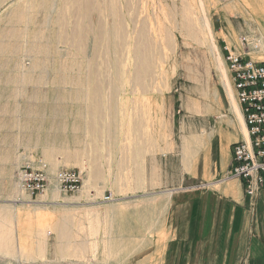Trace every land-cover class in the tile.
Wrapping results in <instances>:
<instances>
[{
	"label": "rangeland",
	"instance_id": "rangeland-1",
	"mask_svg": "<svg viewBox=\"0 0 264 264\" xmlns=\"http://www.w3.org/2000/svg\"><path fill=\"white\" fill-rule=\"evenodd\" d=\"M246 30L264 39V0H0V264H264V188L252 203L217 167L244 131L224 41Z\"/></svg>",
	"mask_w": 264,
	"mask_h": 264
},
{
	"label": "built area",
	"instance_id": "built-area-1",
	"mask_svg": "<svg viewBox=\"0 0 264 264\" xmlns=\"http://www.w3.org/2000/svg\"><path fill=\"white\" fill-rule=\"evenodd\" d=\"M239 36L238 43L224 41L223 49L247 136L233 144L229 173L242 182L253 203L264 188V59L253 53L262 51L264 40L250 30ZM18 178L20 186L32 194L44 191L49 183L47 172L31 167L19 170ZM56 179L66 192H77L82 183L81 173L72 169L58 171Z\"/></svg>",
	"mask_w": 264,
	"mask_h": 264
},
{
	"label": "bare ground",
	"instance_id": "bare-ground-1",
	"mask_svg": "<svg viewBox=\"0 0 264 264\" xmlns=\"http://www.w3.org/2000/svg\"><path fill=\"white\" fill-rule=\"evenodd\" d=\"M205 9H206L205 8V5H203L202 6V11H203L202 14H203V16H200L199 15V18H198V16L195 17L194 24L197 25V28L199 29L200 33H204L206 31H208L211 34L212 33V25H211V22H210V20H209V18L207 16V10H205ZM197 33H199V32H197ZM196 36H198V35H196ZM199 36H200V34H199ZM210 37H212V34L210 35ZM212 39H214V36L212 37ZM227 69H228V67H227ZM225 77H226L225 78V80H226V86H227L228 93L230 94L233 111L236 113L238 119H240V121L242 123V128L244 129V134H245V137H246L247 136V131H246V126H245L243 114L241 112L239 103L235 101V97H234V95H235L234 92L235 91L233 89V87H234L233 80L232 79L230 80L231 77L229 78L228 75H227V73L225 74ZM48 197L49 198H55L56 196H55L54 191H51L49 193V196ZM7 221H9V213L5 209H0V252L12 253V252H15V248L13 246L14 245V235H13L14 233H13V228L12 227L11 228H7L5 226L6 223H7ZM18 239L20 241L22 240L21 232H20V234L18 233Z\"/></svg>",
	"mask_w": 264,
	"mask_h": 264
},
{
	"label": "crops",
	"instance_id": "crops-1",
	"mask_svg": "<svg viewBox=\"0 0 264 264\" xmlns=\"http://www.w3.org/2000/svg\"><path fill=\"white\" fill-rule=\"evenodd\" d=\"M243 137H245V134H244V131H240V132H236V133H230V130L229 131H226L224 130L223 134L220 136V143L223 144V146H225V153H226V158H223V163H219L217 162V167L219 166L220 170L223 171L225 170V168H228L230 169V166H231V163H232V159H233V144L239 140H241ZM196 139H200V137L198 136V138ZM232 146V147H231ZM198 150V152H200L202 149L204 151L205 149V141H203V144H198L197 147H196ZM226 159V161H225ZM201 164H203L201 161H200ZM199 164V163H198ZM192 169V172H194L195 170V166L194 164L192 165L191 167ZM200 170V164H199V167L196 168V171H199ZM189 174V171L187 172ZM190 177H197V173H193L192 176H189L187 175L185 178L189 179ZM184 177L182 179H185ZM238 182H240L241 185L242 182L238 179H236Z\"/></svg>",
	"mask_w": 264,
	"mask_h": 264
}]
</instances>
